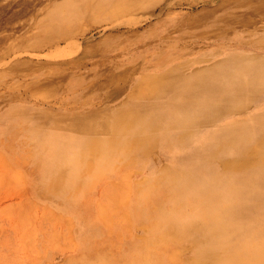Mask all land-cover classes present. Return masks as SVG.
I'll return each instance as SVG.
<instances>
[{
	"label": "rangeland",
	"instance_id": "obj_1",
	"mask_svg": "<svg viewBox=\"0 0 264 264\" xmlns=\"http://www.w3.org/2000/svg\"><path fill=\"white\" fill-rule=\"evenodd\" d=\"M220 2L0 0V264H217L199 258L203 240L192 241L183 226L229 206L217 238L206 228L211 242L231 247L224 256L264 243L262 172L224 170L234 148H212L227 127L239 129L240 144L258 146L264 134V17L227 23L249 6ZM127 4L133 11L118 12ZM58 33L67 38H49ZM231 60L252 73L243 76L244 90H253L247 98L240 92V106L206 119L219 102L213 90L195 130L173 136V147L152 140L139 155L102 146L110 133L99 119L126 111L132 119L134 95L151 107L170 102L151 77L169 72L163 84L180 85L199 71L216 77ZM227 78L225 94L233 91ZM167 119L162 124L174 123ZM53 135L70 148L56 149ZM174 224L177 233L164 229Z\"/></svg>",
	"mask_w": 264,
	"mask_h": 264
},
{
	"label": "bare ground",
	"instance_id": "obj_2",
	"mask_svg": "<svg viewBox=\"0 0 264 264\" xmlns=\"http://www.w3.org/2000/svg\"><path fill=\"white\" fill-rule=\"evenodd\" d=\"M228 2H230V0H221L220 5L221 6L225 5ZM244 4L249 6V10L247 12H243L242 14H239L241 16V18L237 19V15L233 14L232 17L226 18V19H224V21H227V23H233V22L235 23L239 20L245 21L246 19H248V16H250V18H251L252 15H261V17H264V0H244ZM128 11H133V8L130 6V4H127L124 8H121L118 10V12H121V14L126 13ZM239 23H241V21ZM243 26H245V25H243ZM67 35L68 34L58 33V34L51 35L49 38H53L54 40H52V41H56V40H60L61 38H65ZM57 48H59V47L57 46ZM17 52H19V51H17ZM235 59H237V58H235ZM243 61H245V60H243ZM246 61H247V59H246ZM228 63L227 64L224 63V64L219 65L217 67V69L214 71L216 73V77H213V76L211 77V72L205 76H202L203 73L205 74V71H199V72L195 73V74H197V78H194L191 81H190V79H183L184 83H182L180 85H178L179 83H177L176 81L168 83V84H163V79H165V77L169 74V72L165 73L164 76H158V77L153 76V77H151L150 83H152V84L154 83L155 84L154 88L157 90L159 89L158 91L163 93V94H160V95H164V96H161L162 98L166 97L165 95H167L168 97L165 100L166 101L169 100L170 102H167L165 104V106H163L162 108H160L158 105L151 107L149 104H147V103L144 104L142 101H140L141 95H144L143 93H141L139 96L137 94L134 95L135 98H137V101H136V110L131 111L132 119H128L129 117L127 115H130L128 111H126L127 115L123 112H117V113L114 112L115 114H111L110 116H108L104 119L103 118L99 119V121H100V123H102L103 127H105L107 131L109 130L108 132L110 133V135L108 137L104 136V138L101 142L102 146L108 147V149L113 150L114 153H130L131 152V153H135V154L137 153L139 155H142L143 150L147 146H150V143L152 140L154 142H157V140H162V147L166 146V148H168V149L171 148V146L174 144L173 139H175V137H173V136L176 135L180 139H185V138L189 137L191 135V133L195 130V124L198 121V116L201 114V113H199V112H201L200 110L203 108V106H205L207 100L214 98V95L212 94L213 90L214 91L216 90L219 92L218 96H217V100L219 102H213L212 104H210V106H208L209 109H208L207 115L209 114V112H211V113L208 116L206 115V117H205L206 119L214 117V115L217 116V113H223V112L229 110L230 107L240 106L243 103L242 101H240V96H241L240 92L245 91L244 90L245 86L248 85V81H247L246 85H243L244 81L246 80L243 78V76L244 75L246 76V75L252 74V73L249 72L247 74L246 70L243 69L246 67V65L241 66L243 64H240V67L235 68L234 65L230 64V63H234L233 61L228 62ZM247 64H250V63L248 62ZM251 66H253V65H251ZM226 68H228V69H226ZM248 68H249V66H248ZM263 71H264V69H263ZM223 74H225V76H229V78H227V79L229 80V83L232 84L231 85L232 87L230 89L233 91L230 93H227V94L223 93V90L220 89V87H219ZM159 78L161 80H159ZM230 80H231V82H230ZM249 83H251V85H252L251 81ZM259 84H257V85H259ZM261 87H263V86H261ZM249 89L250 90L246 89L247 91H245V93H243V96L246 98L248 97V95L251 96L253 86L249 87ZM158 91H157V93H158ZM148 93L150 94V92H148ZM168 93H172V96L168 95ZM210 94L213 96V98L211 97ZM143 98H145V97L143 96ZM154 102L156 104H158V102H156V101H154ZM228 102H231V103H228ZM145 108L148 109V111L146 113H144ZM205 108H206V106H205ZM206 110H207V108H206ZM206 110H204V111H206ZM165 118H168L167 120H171L174 123L173 124H164V123L162 124V121ZM161 124L163 125L161 127L162 129L159 130V127L161 126ZM79 126H80V124H79ZM234 131H236V132H234ZM239 133L240 132H239L238 128L227 127L226 128L227 138H224L222 141L223 135L219 136L217 138V140L213 143L212 148L214 149V151H217V153L218 152L219 153H221V152L227 153V148L228 149L234 148L233 149L234 151H232V150L229 151V152H233L234 156L232 158H226L224 161L222 159L223 162H221L222 163L221 165H223L224 170H228V171H238V170L243 169L244 167H249V166L253 167V168H257L258 170H260L262 172V175L264 178V134H262L258 137H257L258 134L256 135L255 144L258 143V146H256V145L251 144L250 142L245 143V144L244 143L240 144L239 142L241 141L242 137H241V135H239ZM245 133H246V131H245ZM53 138L56 139V142L54 144L56 149H58V148L59 149L70 148V146L68 144H60L59 143V142H62V140L64 139L63 136L53 135ZM167 138H169V139H167ZM92 141H94V140H92ZM251 142H253L252 139H251ZM88 145H90V144H86V146H88ZM97 145H98V143H97ZM114 149H117V150H114ZM209 151H210V149H209ZM204 152L205 151H203L201 153H204ZM224 153H223V155H224ZM203 156H204V154H203ZM204 162H205V160H204ZM197 163H198V165H200L201 161L198 159ZM211 164H213V163H211ZM212 167L213 166H211V168ZM235 173H237V172H235ZM192 176H194L195 179L197 178V177H195V175H192ZM212 176H214V175L212 174ZM191 178H193V177H191ZM191 181H192V179H191ZM67 185L69 187L75 186V183L70 184V185L67 184ZM252 200L253 199H251V201ZM114 202H115V199H114ZM205 202H206V199H205ZM243 203H244V200H243ZM233 208H235V207H233ZM239 209H240V207H239ZM230 210H231V206L217 210V212L215 210H214V212H211L209 210H205L202 214L199 215L198 219L190 221L186 225L183 226V230L188 231L190 233V235H191L190 238L192 241L197 242L200 240L199 242H202L201 240H203V242H202L203 244L199 245L201 248L200 250H202L199 258L203 259V257H206L205 258L206 260L211 256L214 257L215 260H216V258H219L216 261L217 264H233L235 262V260L239 261V262H243V261L248 260V261L252 262V264H264V243H261L260 247H258L257 249L254 248L252 250H249L248 247L245 246L246 245L245 244V245L239 247L238 250H234V254H228V255L224 256V252L229 250V248H231V247H229V244L226 242V240L221 241V240L215 239L214 242H211L209 240V238H211V236H212V238H214V237L217 238L216 234L219 232L221 224L224 221V219L226 218V216L229 215ZM261 210H263V209H261ZM238 215H240V214L238 213ZM238 219H239V217H238ZM24 220H26V218ZM263 222H262V224H263ZM23 223L25 224V221ZM26 225L24 227H26ZM181 228H182L181 225H179V224L175 225L174 224L172 226L168 225L164 229L169 231V232L177 233L178 231L181 230ZM206 228L207 229L210 228L212 230L211 236L208 235L209 230L207 232ZM30 233H31V231H30ZM30 233H29V236L31 235ZM200 235L204 236L205 238H202ZM256 235L257 234H255L254 236H256ZM199 237H201V238L199 239ZM237 238H238V236H237ZM199 242H197V243H199ZM231 242H233V241H231ZM31 243H33V242L31 241ZM30 246H31V244H30ZM205 259H203V260H205ZM205 262H207V261H205Z\"/></svg>",
	"mask_w": 264,
	"mask_h": 264
},
{
	"label": "crops",
	"instance_id": "obj_3",
	"mask_svg": "<svg viewBox=\"0 0 264 264\" xmlns=\"http://www.w3.org/2000/svg\"><path fill=\"white\" fill-rule=\"evenodd\" d=\"M48 122H50L49 120H47ZM75 121V120H74ZM53 122H55V121H53Z\"/></svg>",
	"mask_w": 264,
	"mask_h": 264
}]
</instances>
